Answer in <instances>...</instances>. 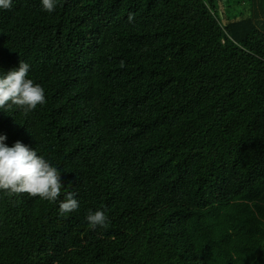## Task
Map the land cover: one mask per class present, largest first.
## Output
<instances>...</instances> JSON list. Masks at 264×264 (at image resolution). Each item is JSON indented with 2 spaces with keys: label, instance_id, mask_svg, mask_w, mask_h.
Wrapping results in <instances>:
<instances>
[{
  "label": "trees",
  "instance_id": "16d2710c",
  "mask_svg": "<svg viewBox=\"0 0 264 264\" xmlns=\"http://www.w3.org/2000/svg\"><path fill=\"white\" fill-rule=\"evenodd\" d=\"M227 1L0 9V77L23 61L45 93L0 135L62 180L56 202L0 191V264H264V0Z\"/></svg>",
  "mask_w": 264,
  "mask_h": 264
},
{
  "label": "clouds",
  "instance_id": "9594fccd",
  "mask_svg": "<svg viewBox=\"0 0 264 264\" xmlns=\"http://www.w3.org/2000/svg\"><path fill=\"white\" fill-rule=\"evenodd\" d=\"M11 6L12 0H0V9H10ZM42 8L48 13L54 12L56 0H42ZM29 69V64L20 61L18 69L0 77V109L14 105L27 114L45 103L44 89L27 78ZM5 140L6 136L0 135V191L10 196L27 193L31 197L56 202L61 196V172L36 150L19 141L9 147ZM73 197V193H67L59 203L60 215L78 210L79 203ZM86 221L92 229L107 227L109 223L102 210H90Z\"/></svg>",
  "mask_w": 264,
  "mask_h": 264
},
{
  "label": "rangeland",
  "instance_id": "374dc122",
  "mask_svg": "<svg viewBox=\"0 0 264 264\" xmlns=\"http://www.w3.org/2000/svg\"><path fill=\"white\" fill-rule=\"evenodd\" d=\"M226 4H227V6H231V7H233V10L236 12H240L241 10L243 11H245V8L247 7V5H246V3H244L243 5H242V3H241V1L240 0H228L227 2H226ZM222 8H224V7H222ZM225 9V8H224ZM247 10H248V8H247ZM246 10V11H247ZM241 11V12H242Z\"/></svg>",
  "mask_w": 264,
  "mask_h": 264
}]
</instances>
